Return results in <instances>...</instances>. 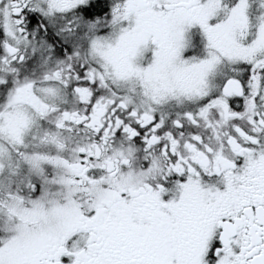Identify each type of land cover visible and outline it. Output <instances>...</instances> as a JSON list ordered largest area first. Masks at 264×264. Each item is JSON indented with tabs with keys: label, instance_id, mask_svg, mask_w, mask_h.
Wrapping results in <instances>:
<instances>
[{
	"label": "snow or ice",
	"instance_id": "obj_1",
	"mask_svg": "<svg viewBox=\"0 0 264 264\" xmlns=\"http://www.w3.org/2000/svg\"><path fill=\"white\" fill-rule=\"evenodd\" d=\"M0 264H264V0H0Z\"/></svg>",
	"mask_w": 264,
	"mask_h": 264
}]
</instances>
